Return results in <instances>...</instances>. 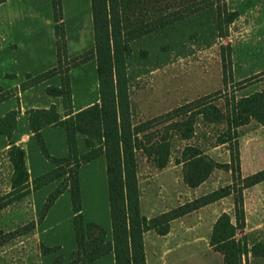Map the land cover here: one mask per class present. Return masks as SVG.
I'll return each mask as SVG.
<instances>
[{
	"label": "rangeland",
	"instance_id": "rangeland-1",
	"mask_svg": "<svg viewBox=\"0 0 264 264\" xmlns=\"http://www.w3.org/2000/svg\"><path fill=\"white\" fill-rule=\"evenodd\" d=\"M198 1L117 0L122 34L125 37L131 30L147 26ZM226 5L229 11L238 15L221 29L217 26L215 9L208 8L128 42L129 53L125 58L124 70L132 124L150 120L205 96L211 97L214 104L223 108L226 98L232 95L241 98L264 89V0H227ZM42 15H45V7L42 8ZM78 21V28L72 31L67 29L69 50L73 54L91 44L88 16L81 15ZM24 22L25 31L21 32L17 41L23 47L36 45L37 53H44L51 40V27L45 26L44 19H41L40 29L36 30L30 28V19ZM64 62L63 70L66 68ZM72 79L75 90L76 84L79 90L89 89L96 82L95 61L77 69ZM82 103L81 97H77L75 106ZM224 130V123L206 124L197 118L190 140H182L172 133L169 138V160L163 169L155 168L142 152L135 153L136 179L139 177L142 186H145L156 173L163 174L157 188L169 191V207L176 203L184 205L193 202L217 190L230 191V196L182 216L172 225V235L164 245L162 264H223L222 254L209 244L214 221L223 213L230 217L235 226L234 238L243 251L242 264H264L262 258L253 256L251 252L254 245H264V182L243 190V223L236 221L234 198H237L243 181L237 176L233 178V173L227 167L232 144L218 145L216 142ZM239 130L242 131L240 139L245 146L243 157L247 158L246 154L249 156L251 152L261 153L264 149V128L251 120ZM52 134L47 136L48 142L43 139L49 156H52L51 151L59 152L57 135ZM237 136L239 138V134ZM94 144L96 146L97 142ZM186 145L196 146L220 165L205 182L193 189L184 184L182 165L176 163ZM37 150L39 156L52 165L38 146ZM101 164L96 169L98 175L100 173V180L101 176L102 179L105 176ZM261 168H264V154L257 162L247 163L245 171L248 173ZM41 176L34 177L32 182ZM241 176L248 177L243 172ZM13 178L8 159L0 156V264H49L57 258L68 261L74 248L68 193L64 197L59 196L58 201L42 216L45 203L40 204L38 196L29 200V194L26 195L27 191L22 185L12 187ZM54 182L31 189V192H37ZM83 205L82 200L81 217L85 222L83 212L86 209ZM85 205H88L87 209L92 207L88 202ZM96 206V210H100V223L110 224L107 190L99 197ZM47 213L49 215L44 219ZM87 213V216L92 215V209ZM35 233L41 247L34 238ZM41 248L54 251L42 254Z\"/></svg>",
	"mask_w": 264,
	"mask_h": 264
},
{
	"label": "trees",
	"instance_id": "trees-1",
	"mask_svg": "<svg viewBox=\"0 0 264 264\" xmlns=\"http://www.w3.org/2000/svg\"><path fill=\"white\" fill-rule=\"evenodd\" d=\"M3 1L5 0H0V3ZM226 1L199 0L193 6H186L185 9L160 17L147 26L142 25L137 30H131L124 37L120 28L117 0H91L94 48L68 59L65 54L61 3L60 0H51L57 66L35 77L27 75L20 90L38 85L54 75L61 77V86L50 87L47 93L62 98L68 113L67 118L62 119L54 108L27 113L30 131L34 134L41 153L54 169L32 182L30 188L23 150L11 144L7 157L14 175L12 187L22 185L27 191L26 195L30 194L31 189L62 179L59 187L48 196L42 216L65 189L69 190L74 214L73 230L76 247L66 264H90L109 253H113L115 264H145L142 243L144 232L154 231L164 236L168 233L169 224L173 220L230 196V191L221 189L152 219L140 215L135 153L142 152L155 168L163 169L169 160L171 134L177 135L182 140H190L194 134L197 118H201L206 124H225V130L217 137L216 142L218 145L232 144L230 163L226 166L233 173V178L237 176L243 181L237 198H234L235 219L243 223L242 192L264 182V169L245 178L241 176L237 129L251 120L264 127V89L241 98L232 95L226 98L223 108L214 104L210 100L211 97L205 96L134 125L130 120L124 70L130 40L164 28L190 14L214 8L218 28L228 26L238 14L227 9ZM92 59L96 61L97 66L100 102L72 115L68 73L71 69ZM63 61H65V70L62 68ZM11 95H13L11 92H3L0 88V102ZM15 125L16 111H11L0 118V135L9 139ZM50 125L61 126L65 130L68 147V155L65 158L51 157L46 151L40 130ZM77 135L84 137L87 152L83 155H78L76 151ZM101 156L104 157L106 164L111 242L106 241L105 231L101 227L93 223H84L81 217L77 171L81 165ZM176 163L182 165L183 182L191 189L205 182L211 173L220 167L199 148L192 145L183 148ZM234 233L235 226L225 213L218 217L212 227L209 244L222 254L223 264H242L243 251L239 242L235 240ZM53 251L54 249L51 248H41L42 254ZM251 252L253 256L264 261L263 244L254 245ZM52 264L65 263L61 258H57Z\"/></svg>",
	"mask_w": 264,
	"mask_h": 264
},
{
	"label": "crops",
	"instance_id": "crops-1",
	"mask_svg": "<svg viewBox=\"0 0 264 264\" xmlns=\"http://www.w3.org/2000/svg\"><path fill=\"white\" fill-rule=\"evenodd\" d=\"M61 3V15L62 23L64 29V43H65V54L68 59L73 58L83 54V52H88L94 48V32H93V19L91 12V0H60ZM45 7V15H42V8ZM85 13V15H84ZM68 15V17H66ZM83 16H88V24L90 25L91 30V44L87 45L84 48H80L78 53L73 54L69 50V37L67 35V29L70 28L72 31L76 27H79L78 18ZM25 19H30L31 29L36 30L40 29L41 19H44L45 26L51 27L50 35L51 40L47 45L44 53H37L36 45L23 47L17 41V38L20 34L24 33V21ZM78 21V22H77ZM87 24V25H88ZM22 32V33H21ZM66 33V35H65ZM88 34V32H86ZM89 35V34H88ZM35 41L34 39H32ZM88 43V42H87ZM90 61H95L94 59ZM88 61V62H90ZM86 62V63H88ZM82 64L77 68L71 69L68 73L69 76V87H70V99L71 107L70 111L73 114H76L86 108H89L93 105L99 104L100 95H99V85L97 79V66L95 61L96 69V82L91 84L88 88L78 89V84H76L77 89L75 90L74 81L72 79V74L77 70L84 67L86 64ZM57 66V49H56V37L54 32V21L52 13V3L51 0H5L0 3V88L3 92H11L9 98L0 102V118L4 117L7 113L11 111H16V125L11 134V137L8 139L4 135H0V156L3 159H8L7 151L9 150L11 144L22 149L24 152L25 167L28 173V184L31 188V182L34 177H38L54 169L53 165L47 163L43 158L39 156L37 146L35 145L34 134L30 131L27 113L33 110H48L54 108L55 112L62 118H67V111L63 105L61 97L51 96L47 93V89L50 87L59 88L61 86V77L59 75H54L38 85L30 87L26 90H20V86L25 81L27 75L31 77L38 76L43 74ZM89 93L91 94L90 96ZM81 97V105L75 106V100L77 97ZM7 100V101H6ZM26 119V120H25ZM248 125V124H246ZM239 127L238 129H243L244 126ZM261 126V125H260ZM264 128L263 126H261ZM239 138L237 136L238 142V153L240 160V173H245L246 175H252L256 172L263 170L264 168L246 172L245 166L247 163L257 162L258 159H261L262 154H264V149L261 153L251 152L250 155L246 154L247 158L243 157V147L241 142L242 131H238ZM50 133L52 135H57L58 141V150L59 152L51 151L50 154L54 158H65L68 155V147L66 143V134L65 130L61 126L50 125L45 126L40 130L41 138L45 142H48L47 136ZM43 140V142H44ZM44 142V145H45ZM37 144V142H36ZM39 148V147H38ZM40 150V149H39ZM76 151L78 155H83L87 152L85 146L84 137L82 135L76 136ZM251 151V150H250ZM51 156V157H52ZM249 161V162H248ZM100 162L103 164L102 169L105 172L104 180H100V173L96 172L98 170V165ZM97 163V166H96ZM99 163V164H98ZM101 164V165H102ZM100 171V170H99ZM163 174L156 173L151 181L145 186H142L141 180L137 177V187L139 191V212L140 215L146 219H152L160 214H163L167 211L175 209L179 206H182L180 203H176L173 206H168V193L169 191L157 188V182L162 181ZM78 183H79V192H80V205L83 200V207L86 211L83 212L84 223H93L101 227L105 231V239L108 242L112 240V230H111V221L110 224L107 223L103 225L100 223V210H96L97 202L99 197L103 196L107 190V202H108V214H109V201H108V185H107V176H106V164L103 156L98 157L86 164L81 165L77 171ZM62 179L55 180L54 183L49 186L43 187L37 192H30L28 195L29 200L35 196H38L40 204H44L49 196L55 189L59 187ZM37 193H39L37 195ZM70 193L68 189H65L59 196L64 197V195ZM58 196V197H59ZM57 197V199H58ZM56 199V200H57ZM55 200V201H56ZM54 201V202H55ZM58 201V200H57ZM71 205V197L69 199ZM85 202L92 205L87 209L88 205H85ZM207 206V205H206ZM71 211H72V205ZM205 207V206H204ZM92 209V215H88V211ZM200 209V208H199ZM51 210L48 211L50 213ZM196 211V210H195ZM193 211V212H195ZM44 219L48 217V214ZM224 214V213H223ZM104 215V214H103ZM188 215V214H187ZM74 214L72 211V218ZM82 216V208H81ZM185 216V215H184ZM93 218V219H91ZM181 218V217H180ZM178 218V219H180ZM110 219V214H109ZM175 219L169 224V231L166 235L160 236L154 231L144 232L142 235L143 251L145 264H162V255L164 253V245L167 242L170 235H172V225L178 220ZM218 219V218H217ZM216 219V220H217ZM216 221H214L215 223ZM36 231V229H35ZM74 234V230H73ZM34 238L37 239L39 245L41 244L38 241V236L35 233ZM41 247V245H40ZM75 237H74V248L75 250ZM72 251V252H73ZM71 256V255H70ZM41 254H39V258ZM68 261H63V263H68ZM52 262V261H51ZM53 263V262H52ZM49 263V264H52ZM90 264H115L113 253L106 254L105 256L97 259L96 261Z\"/></svg>",
	"mask_w": 264,
	"mask_h": 264
}]
</instances>
